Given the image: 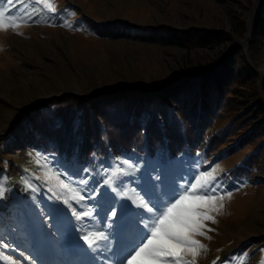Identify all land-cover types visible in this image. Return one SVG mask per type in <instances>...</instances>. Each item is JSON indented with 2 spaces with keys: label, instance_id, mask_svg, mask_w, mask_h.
<instances>
[{
  "label": "rangeland",
  "instance_id": "1",
  "mask_svg": "<svg viewBox=\"0 0 264 264\" xmlns=\"http://www.w3.org/2000/svg\"><path fill=\"white\" fill-rule=\"evenodd\" d=\"M32 1L41 5L40 0ZM48 3L55 9L49 20L40 21L42 17L33 12V5L20 7L11 14L21 17L27 13L37 20L18 29L0 30V187L5 190L7 181L12 178L10 173L15 170H11V166L15 164L19 172L30 168L39 179L31 184L40 193L44 192L41 187L45 181L56 185L54 177L48 178L49 170L61 173L60 179L70 183L71 188L64 190V196L57 194L59 201L51 203L57 206L65 232L63 235L60 227L51 224L49 212L39 207L35 223L45 229L47 235L44 253L33 247L30 240L21 241L20 235L12 238L3 235L16 244L18 250L0 247V264H18L19 261L24 264H33V261L34 264H123L132 241L151 215L139 204V199L148 203V198L133 187L131 196L115 209L116 215H112L111 204L103 207L82 196L73 183L75 175L63 170L59 163L35 155L19 159L16 153H6L4 144L15 123L37 105L51 106L53 100L64 102L67 94L90 98L99 89L115 94L126 87L111 89L127 83L148 86L144 96L141 88L134 89L133 96L140 91L143 99L153 103L159 100V93L164 97L162 89L170 88L175 80L188 73L208 74L223 66L232 52L237 66L242 71L248 66L253 74L249 83L239 90V82L227 83L237 95L233 98L237 104L230 102L229 117L239 111L243 117L237 115L232 121L243 120V128H249L250 119L246 114L254 107L251 102L259 94L264 98V35L252 38L264 0H48ZM67 5L75 7V11L66 15ZM83 18L123 27L118 30L120 34L114 30L116 35L111 37L87 33ZM200 29V34L208 30L220 38L207 41L204 47H195L192 43L178 45L173 41L177 36L182 37V32L194 33ZM144 35L149 38L145 39ZM162 38L167 41H161ZM238 53L241 57L237 59L234 56ZM175 76L179 77L172 79ZM167 80L159 89L150 88ZM152 91L156 92L155 96L150 94ZM124 96L120 94V98ZM260 103L264 104V99ZM234 123L229 138L202 166V172L216 178L213 182L219 184L222 192L232 195L225 197L222 210L211 213L215 223L205 221L204 231L210 239L196 237L205 249L196 257L195 264H259L264 259V181L254 176L264 160V146L256 153L255 165L247 179L233 181L224 174L216 177L241 165L244 158L252 154V146L264 145L260 137L238 144L235 137L242 134L239 130L242 126L237 128ZM81 196L84 199H79ZM66 209L72 214L68 220L73 223L64 218ZM10 228L15 234L24 233L18 226ZM101 233L106 239L100 238ZM85 235L94 243L86 242ZM20 251L32 260L21 257ZM185 259L191 264L190 255Z\"/></svg>",
  "mask_w": 264,
  "mask_h": 264
},
{
  "label": "trees",
  "instance_id": "2",
  "mask_svg": "<svg viewBox=\"0 0 264 264\" xmlns=\"http://www.w3.org/2000/svg\"><path fill=\"white\" fill-rule=\"evenodd\" d=\"M34 2L12 0L9 4L5 0L4 7L14 14L20 7L33 5V12L42 17L40 21L49 20L53 11L42 7L43 3L36 5ZM65 7L66 15L75 11L72 5ZM32 18L37 20L36 16ZM83 19L87 33L111 37L123 27ZM122 24L125 26V23ZM199 31L201 29L194 33L182 32V37L177 36L173 41L178 45L192 43L195 47H204L207 41L220 38L211 31L206 30L203 34ZM261 34L264 35V3L259 8L252 38L258 39ZM144 38L148 39L149 35H144ZM161 41L167 39L162 38ZM234 57L238 59L241 55L238 53ZM232 58L231 52L223 66L208 74L180 76L170 88H163L164 97L159 93V100L153 103L143 99L144 86L130 84L115 94L94 92L95 95L90 98L67 94L62 103L61 100H53L51 106L37 105L15 123L4 144L5 152L16 153L19 159L35 155L59 163V167L75 175V181L85 179L86 184L76 183L81 195L103 207L111 204L114 210L117 209L131 196L133 187L144 195L142 189L154 185L155 193L164 198L165 192L174 186L183 187L193 174L202 172L203 164L229 138L234 123L232 118L237 115L243 117L239 111L229 117L232 113L229 107L232 102L237 104V100L233 99L237 95L233 88L230 90L231 87L226 85L228 82H239L237 89L246 86L253 70L246 66L242 71ZM137 88H141L143 96L138 91L134 94L135 98L132 91ZM121 93L125 94L123 98H120ZM150 94L155 96L156 92ZM263 99L259 94L251 102L254 107L246 114L251 127L244 129L243 120L239 119L234 123L237 128L242 126L239 130L243 135L238 132L235 137L238 144L244 143V140L253 142L259 137L260 142H264V104L260 103ZM222 120L226 123L222 124ZM263 146H252V154L244 158L241 165L234 167L235 170L232 168L228 174L220 173L216 177L224 174L233 181L247 179L255 165L253 159ZM14 168V172L11 171ZM18 168L17 164L11 166L12 178L7 181L0 198V236L12 238L20 235L21 241L25 238L30 240L33 247L44 253L47 235L45 229L36 225L38 217L35 214H39V207H43L51 215V224L60 227L64 235L63 221L57 206L51 201H59L56 195L64 196L65 193L51 181L42 184L44 192L40 193L31 184L39 179L30 168L20 172ZM85 168L89 171L83 172ZM109 177L112 183L105 184ZM98 184L106 195L92 197L91 189ZM71 215L66 209L64 218L68 220ZM10 226H18L24 233L15 234Z\"/></svg>",
  "mask_w": 264,
  "mask_h": 264
},
{
  "label": "snow or ice",
  "instance_id": "3",
  "mask_svg": "<svg viewBox=\"0 0 264 264\" xmlns=\"http://www.w3.org/2000/svg\"><path fill=\"white\" fill-rule=\"evenodd\" d=\"M4 2L5 0H0V30L18 29L20 26L28 24L29 21L35 22L32 16L27 13L21 17L12 15L10 9L3 8ZM40 2L46 8L55 11L48 0H40ZM7 3L11 4L12 0H7ZM17 34L22 35V33ZM82 171L88 172L89 170L85 168ZM49 172L51 175L48 178L50 180L55 178L56 187L62 190L71 188L70 183H65L64 180L60 179L61 173L51 172V170ZM214 180L215 177L209 172L193 174L190 179L185 181L183 187L174 186L165 192L163 196L167 199L155 193L154 185L151 188L142 189L144 196L148 198V203L139 199V204L146 208L151 215L147 217V222L144 223L143 228L139 229L138 237L132 241L123 264H189V261L185 259L187 255L192 257L191 264H195L196 257L201 250L205 249V245L196 237L202 236L210 239L204 231L206 228L205 221L215 223V217L211 213L222 210L225 197L231 198L232 195L231 192H222L219 184L214 183ZM73 183L86 184L87 181L81 178L79 181H73ZM104 183L111 184L112 178L109 177ZM91 192L92 197L106 195L101 191L99 184L91 189ZM3 194V189L0 187V198L3 197ZM79 199H84V197L81 196ZM65 203L68 201L65 200ZM77 215L83 216L88 215V213ZM112 215H116L114 209ZM208 230L212 231V229ZM100 238L106 239L102 233ZM83 239L90 245L94 243V241L89 240L87 235ZM0 247L4 250H18V246L10 243L8 237L0 236ZM20 256L26 260H32L31 256L25 257L23 251H20ZM18 264H24V262L19 261ZM259 264H264V259Z\"/></svg>",
  "mask_w": 264,
  "mask_h": 264
},
{
  "label": "water",
  "instance_id": "4",
  "mask_svg": "<svg viewBox=\"0 0 264 264\" xmlns=\"http://www.w3.org/2000/svg\"><path fill=\"white\" fill-rule=\"evenodd\" d=\"M177 77H179V76H175V77H173L172 79H174V78H177ZM169 80H167V81H165V82H162V83H159V84H154L153 86H150V88H156V89H159V88H161L165 83H167ZM131 83H127V84H123V85H119V86H117V87H115V88H113V89H111V90H117V89H119V88H122V87H127L128 85H130ZM132 84H134V83H132ZM144 86V85H143ZM145 87V86H144ZM148 87V86H147ZM147 87H145V88H147ZM109 91V90H108ZM95 93H99V92H106V90H104V89H99V90H96V91H94ZM93 92V93H94Z\"/></svg>",
  "mask_w": 264,
  "mask_h": 264
},
{
  "label": "bare ground",
  "instance_id": "5",
  "mask_svg": "<svg viewBox=\"0 0 264 264\" xmlns=\"http://www.w3.org/2000/svg\"><path fill=\"white\" fill-rule=\"evenodd\" d=\"M263 169H264V160L262 161V163L260 164V166L258 167L256 172L254 173L255 178H259V179H262L264 181Z\"/></svg>",
  "mask_w": 264,
  "mask_h": 264
}]
</instances>
